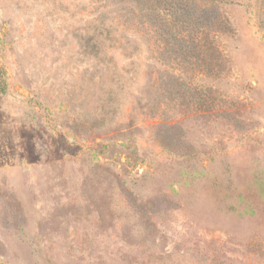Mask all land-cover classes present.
Instances as JSON below:
<instances>
[{"label": "rangeland", "instance_id": "1", "mask_svg": "<svg viewBox=\"0 0 264 264\" xmlns=\"http://www.w3.org/2000/svg\"><path fill=\"white\" fill-rule=\"evenodd\" d=\"M215 2L221 58L183 6L0 0V264H264V0Z\"/></svg>", "mask_w": 264, "mask_h": 264}, {"label": "trees", "instance_id": "2", "mask_svg": "<svg viewBox=\"0 0 264 264\" xmlns=\"http://www.w3.org/2000/svg\"><path fill=\"white\" fill-rule=\"evenodd\" d=\"M149 4H163L169 6L170 9L184 7L183 13L177 14V18L181 20L180 25L175 26L166 23L163 27L171 39L178 40V44L183 49L186 48V53L190 56L203 54L212 58H221V55L216 47V39L212 32H229L227 21L221 13L217 11V3L215 0H147ZM177 1V4L176 2ZM168 8V9H169ZM198 14V15H197ZM184 44V46H183ZM1 89L6 91V82L0 79Z\"/></svg>", "mask_w": 264, "mask_h": 264}]
</instances>
